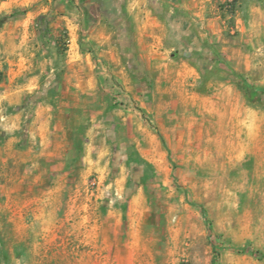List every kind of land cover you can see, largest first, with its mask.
<instances>
[{
    "label": "rangeland",
    "instance_id": "obj_1",
    "mask_svg": "<svg viewBox=\"0 0 264 264\" xmlns=\"http://www.w3.org/2000/svg\"><path fill=\"white\" fill-rule=\"evenodd\" d=\"M0 0V264H264V0Z\"/></svg>",
    "mask_w": 264,
    "mask_h": 264
},
{
    "label": "trees",
    "instance_id": "obj_2",
    "mask_svg": "<svg viewBox=\"0 0 264 264\" xmlns=\"http://www.w3.org/2000/svg\"><path fill=\"white\" fill-rule=\"evenodd\" d=\"M234 6V0H232L231 7ZM217 253L214 252L213 258H212V264H217Z\"/></svg>",
    "mask_w": 264,
    "mask_h": 264
}]
</instances>
